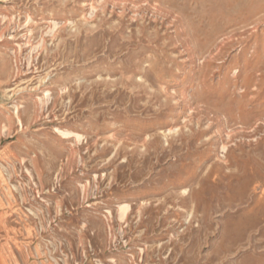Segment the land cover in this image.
I'll list each match as a JSON object with an SVG mask.
<instances>
[{
  "label": "rangeland",
  "instance_id": "rangeland-1",
  "mask_svg": "<svg viewBox=\"0 0 264 264\" xmlns=\"http://www.w3.org/2000/svg\"><path fill=\"white\" fill-rule=\"evenodd\" d=\"M0 264H264V0H0Z\"/></svg>",
  "mask_w": 264,
  "mask_h": 264
},
{
  "label": "bare ground",
  "instance_id": "bare-ground-1",
  "mask_svg": "<svg viewBox=\"0 0 264 264\" xmlns=\"http://www.w3.org/2000/svg\"><path fill=\"white\" fill-rule=\"evenodd\" d=\"M15 108H16V106H15ZM127 209H128V205L127 204H124V205L120 206V208H119L120 216H124L126 211H127Z\"/></svg>",
  "mask_w": 264,
  "mask_h": 264
}]
</instances>
